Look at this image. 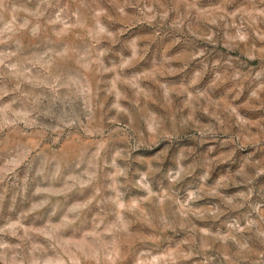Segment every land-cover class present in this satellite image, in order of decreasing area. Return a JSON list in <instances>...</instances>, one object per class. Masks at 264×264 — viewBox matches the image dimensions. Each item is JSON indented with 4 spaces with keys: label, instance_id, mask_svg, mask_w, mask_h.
<instances>
[{
    "label": "rangeland",
    "instance_id": "obj_1",
    "mask_svg": "<svg viewBox=\"0 0 264 264\" xmlns=\"http://www.w3.org/2000/svg\"><path fill=\"white\" fill-rule=\"evenodd\" d=\"M0 264H264V0H0Z\"/></svg>",
    "mask_w": 264,
    "mask_h": 264
}]
</instances>
